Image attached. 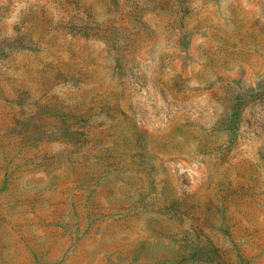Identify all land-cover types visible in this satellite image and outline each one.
<instances>
[{
    "label": "rangeland",
    "instance_id": "rangeland-1",
    "mask_svg": "<svg viewBox=\"0 0 264 264\" xmlns=\"http://www.w3.org/2000/svg\"><path fill=\"white\" fill-rule=\"evenodd\" d=\"M0 264H264V0H0Z\"/></svg>",
    "mask_w": 264,
    "mask_h": 264
}]
</instances>
